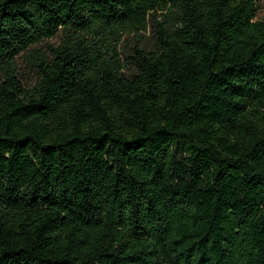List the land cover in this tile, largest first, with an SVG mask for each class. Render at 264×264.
Listing matches in <instances>:
<instances>
[{"label":"trees","instance_id":"16d2710c","mask_svg":"<svg viewBox=\"0 0 264 264\" xmlns=\"http://www.w3.org/2000/svg\"><path fill=\"white\" fill-rule=\"evenodd\" d=\"M259 8L0 0V264H264Z\"/></svg>","mask_w":264,"mask_h":264},{"label":"rangeland","instance_id":"374dc122","mask_svg":"<svg viewBox=\"0 0 264 264\" xmlns=\"http://www.w3.org/2000/svg\"><path fill=\"white\" fill-rule=\"evenodd\" d=\"M258 4H259V10L256 13V17L257 18H262L264 17V0H258ZM49 43L53 44L54 40H50ZM31 75L25 74L22 77V83L26 86V85H31L32 84V80H31Z\"/></svg>","mask_w":264,"mask_h":264}]
</instances>
